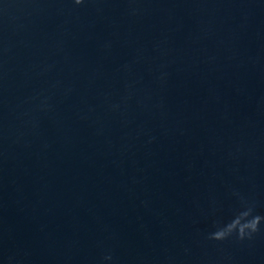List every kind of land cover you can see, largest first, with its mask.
Here are the masks:
<instances>
[{"label": "water", "instance_id": "1", "mask_svg": "<svg viewBox=\"0 0 264 264\" xmlns=\"http://www.w3.org/2000/svg\"><path fill=\"white\" fill-rule=\"evenodd\" d=\"M241 201L264 0H0V264H264V222L207 238Z\"/></svg>", "mask_w": 264, "mask_h": 264}, {"label": "clouds", "instance_id": "2", "mask_svg": "<svg viewBox=\"0 0 264 264\" xmlns=\"http://www.w3.org/2000/svg\"><path fill=\"white\" fill-rule=\"evenodd\" d=\"M86 0H72V3L79 7L84 5ZM254 208L246 202L241 201L240 210L227 223H217L215 230L208 235V239L215 242H222L233 235L239 240L251 239L260 230V224L264 222V216L254 215ZM111 254L104 257L105 261H112Z\"/></svg>", "mask_w": 264, "mask_h": 264}]
</instances>
